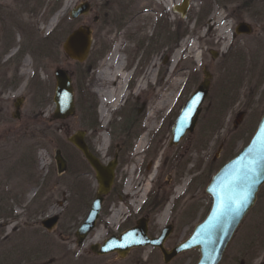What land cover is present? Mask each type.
Returning <instances> with one entry per match:
<instances>
[{
  "label": "rangeland",
  "instance_id": "1",
  "mask_svg": "<svg viewBox=\"0 0 264 264\" xmlns=\"http://www.w3.org/2000/svg\"><path fill=\"white\" fill-rule=\"evenodd\" d=\"M84 1H91L94 12L76 21L72 29L92 26L94 43L87 63L75 64L64 58L61 52L60 43L71 32V26L62 24V21L66 20L74 6ZM131 1L133 7L129 13L134 19L118 29L92 24L102 0H0V194L9 197L1 204L8 205L12 211L11 217L0 219V264H164L161 252L151 247L133 250L124 259L116 255H92L89 248L94 244L101 245L115 234L118 223L122 221L121 216L135 215L136 208L145 202L144 207L150 203L155 209L152 215L154 223L150 225L152 237H157L167 224L173 222L175 230L165 244L166 249L171 250L187 239L204 218L211 203L205 192L206 179L201 190L196 189L195 179L200 169L209 167L212 159L221 158L223 153L220 149L223 146L225 151V144L227 152L235 145L240 151L245 143L237 139L240 135L244 137V129L245 137L249 136L261 118L264 110V14L260 11L264 10L261 8L264 0L252 3V10L256 13L245 11L247 0H191L187 16L181 20L171 11V4L178 5L181 0ZM160 10L172 25L171 33L180 35L177 44L170 46L169 40L162 34L154 39L155 19L159 16H155L154 12ZM198 14L200 21L196 22ZM238 21H250L256 25L253 37L241 36L232 40ZM180 28L184 32L188 30L187 34L182 33ZM227 34L229 39L225 36ZM115 52L118 60L113 61L111 57ZM212 53L219 55L218 58L213 60ZM176 55L178 59L172 69V60ZM200 55L203 57V68L214 77L200 116L201 130L198 127L203 140L196 131L178 146L169 147L170 130L164 127L169 123L171 114L177 115L173 109L179 93L193 91L195 85L203 80V70L196 62ZM103 65L113 82L107 86L108 91H118L113 96L107 95L108 98L93 91L98 69ZM58 67L73 75L76 89V115L65 121L52 120L55 109L53 72ZM149 68L152 76L146 80ZM128 79L132 82L130 87H127ZM222 81L230 86L227 84L229 87L223 88ZM135 82L137 86L142 83L137 90L140 92L138 95L132 91ZM146 83L148 86L144 89ZM225 92L231 93L230 102L222 106ZM147 95L150 101L146 102V114L139 119L141 137L133 142L127 161L130 167L134 162L131 156L140 157L143 162L140 176H145L150 172L149 162L163 156L157 170L159 177L163 176V190L167 195L162 198L163 195L159 197L160 192H157L151 197H148L149 194L140 196L145 202L136 201L140 193L133 192L139 183L137 179H129L132 189L126 191L127 194L123 193L121 200L118 197L108 200L103 209L106 214L102 215L84 245L78 247L75 234L85 220V200L71 195L70 175L58 178L54 153L57 149L62 151L69 159L71 171V161H78L81 156L67 138L78 131L86 132L91 127L97 133L92 134L90 129L91 134L86 137L99 156L107 160L105 156L113 154L115 145L122 146L126 137H122L124 128L121 124L141 107L140 103H134L135 97ZM18 98L23 104L19 119H14V103ZM103 101L106 103L104 108L101 106ZM124 101H129L130 109L134 107L128 117L123 112L125 118H120L116 113L123 107ZM159 102L163 106L158 107ZM93 110L98 114L96 121L90 124L88 116ZM167 110L172 113L166 114ZM113 118L114 123L109 126L108 122ZM212 118H219L221 127L217 126L214 131L209 129L206 135V123ZM165 119L166 122L159 127ZM138 127L128 132L129 137L133 132H139ZM142 137L145 138L144 144ZM152 137L155 159H148L151 152L143 158L139 148L147 146L148 141L151 143ZM201 143L203 147L193 151V145L200 144L201 147ZM111 144L113 148L109 150ZM186 163L189 164L185 167ZM173 165L177 168V175L175 170L174 173L172 171ZM132 193L133 196L127 199ZM166 209L169 217L163 218ZM53 216H59L60 220L50 232L41 223ZM126 228L123 226L121 229ZM95 234L100 235L101 240L92 243ZM250 237L255 238L252 246L259 256L252 259L251 252L243 259V248ZM198 258L199 253L193 250L178 256L170 264H195ZM251 259L253 262L250 264H264L262 198L257 200L236 232L221 264H248Z\"/></svg>",
  "mask_w": 264,
  "mask_h": 264
},
{
  "label": "water",
  "instance_id": "2",
  "mask_svg": "<svg viewBox=\"0 0 264 264\" xmlns=\"http://www.w3.org/2000/svg\"><path fill=\"white\" fill-rule=\"evenodd\" d=\"M188 7L189 0H183L181 6L176 7V11L186 15ZM90 11L91 5L88 2L80 3L71 10L70 18L77 20L87 16ZM95 21L97 22V19ZM236 33L251 34V27L241 23ZM91 46L92 30L83 26L70 34L64 42L63 50L69 59L84 63ZM55 80L53 120H67L76 112L71 76L65 70L57 69ZM207 94L208 82L202 84L188 100L175 123L171 145H177L187 132H193ZM84 136L85 133L79 132L68 141L82 152L95 169L99 190L86 220L76 232L78 246L83 245L96 228L104 196L109 194L114 179V166L103 168L99 160L90 153ZM55 162L59 174L66 172L67 163L59 150L55 152ZM263 186L264 114L249 144L213 176L206 189V193L212 198V206L206 218L194 228L189 238L167 251L164 245L171 234V227L165 228L159 238L151 239L147 235L146 226L140 223L138 227L120 235L119 238H110L102 246L92 245L91 251L98 255L117 253L121 258H125L132 249L151 247L159 249L164 263L169 264L179 255L198 250L199 260L196 264H220L236 231L255 206L257 195ZM58 220L59 217L54 216L42 221L41 224L48 231H52Z\"/></svg>",
  "mask_w": 264,
  "mask_h": 264
},
{
  "label": "flooded vegetation",
  "instance_id": "3",
  "mask_svg": "<svg viewBox=\"0 0 264 264\" xmlns=\"http://www.w3.org/2000/svg\"><path fill=\"white\" fill-rule=\"evenodd\" d=\"M190 1L191 0H189V8L187 10L186 15H182L180 12L176 11L177 5H172L171 4V11H173L174 14L178 15L180 20L181 19H185L187 14H188V11L190 9ZM88 2L92 6L91 1H88ZM255 2H258V1H256V0H247V4L245 6V11L247 10V12H249V13L252 12L253 11L252 10V3H255ZM181 3H182V0L180 1L179 4H181ZM132 7H133V1H131V0H117L116 2H114L113 0H102L101 6L99 7L98 11L95 13V15L92 18V24L93 25L101 24V26H103V27H113V28L121 29V28H123L125 26V24L127 22H130L131 19L132 20L134 19L133 16H131V14L129 13V9H132ZM261 8L264 9V3H262ZM93 12H94V8L92 6V12L88 16H91ZM168 12H169V8H167V13ZM154 13H155V16L159 15L158 18L155 19L156 24H155V27H154L155 30H154V33H153L154 34V39L157 40V37L158 36L161 37V34H162L163 37H166L169 40L168 43L170 44V46L172 44H177L176 42H177L178 37L180 35L178 36L177 33H175V32L171 33V29H172L171 26L172 25H171V23L167 22L166 17H164L165 14H164L163 10L155 11ZM254 13H256V11ZM260 13L263 15L264 14V10L260 11ZM69 15H70V12H69L68 17L66 18V20L62 21V24H67L66 26H71V30L70 31H73L75 29H72V25L76 21L71 20L69 18ZM254 15H256V14H254ZM130 16H131V18H130ZM196 18H198L196 20V22H198V20L200 21V14H198ZM96 19H97V22L95 21ZM65 22H67V23H65ZM241 23H246L247 25H249L251 27V34L240 35V36L237 35L236 29L239 26V24H241ZM255 26L256 25H254L250 21H248V23L247 22L238 21L236 23V27L234 29L232 40H235L237 37H241V36H246V37H249V38L253 37V35L255 34ZM86 27H89V28H91L93 30L92 26H86ZM182 29L183 28H180L179 30L182 31V33H186L187 34L188 30H187V32L186 31L184 32V30H182ZM93 34H94V30H93ZM181 36H182V34H181ZM263 36H264V30H263ZM62 45H63V43H60L61 52L63 53L64 58L67 59V57L65 56V54L63 52ZM218 56L219 55H217L216 53H212V59L213 60L218 58ZM71 62H73V61H71ZM196 62L200 66L199 69L203 70L202 71L203 72V80L198 85H195V87L193 88L194 90L192 89L193 91L188 92V90L187 91L185 90L184 93L182 92V95H181V93H179V95L177 96L178 100H177V103H176V107L173 109L174 113H176L175 111H177V113H176L177 115H175V114H171L170 115V113H172V112H170V110H167V113H166V114L170 115L169 123H166V126L164 127V128L168 127L169 130H170V132H169V134H170L169 147L178 146L179 143L181 141H183L185 138L187 139L189 136H193L194 132H196V131L198 132V134H200L199 137H201V140H203V135H202V133L199 132L201 130L202 123L199 120V122H198L197 126L195 127V129L193 130V132H187L184 135V137L179 141V143L177 145H171V141H172V137H173V129L175 127V123H176V121H177L182 109L187 104L188 100L196 93L197 89L202 84H205L206 82H208V87H209L206 101H207V99L209 97V94H210V89L212 87V82H213L214 77L209 71H207L208 69L206 70V69L203 68V57L201 55L199 56V59L196 60ZM73 63L78 64L76 62H73ZM0 67H2V66H0ZM58 68H56L54 70V72H53L54 79H55V71ZM227 72H230V71H227ZM71 76H72V78H74L72 74H71ZM229 77H230V75H229ZM192 78H194V77H192ZM227 79H229V78H227ZM134 81H135V79H134ZM165 82H166V79H165ZM187 82H190V79L189 80L187 79ZM194 82L195 81H193V83ZM222 82L224 83L223 84V88H227V87L230 86L229 83L224 82V81H222ZM130 84H132V82H130V79H128L127 87H130ZM139 85H141V84H139ZM139 85L137 86V82H135V84L133 83V85H132L133 94H136V95L140 94V92L139 93L137 92V90H139L141 88V86H139ZM147 86L148 85L146 83L144 85V89H146ZM263 86H264V82H263ZM75 91H76V89H75ZM224 94H225L223 96L224 99H226V98L230 99V96H231L230 92H228V93L225 92ZM180 95H181V97H180ZM135 98H136V100H135L134 103H136V104L140 103V106H141L140 108H137L138 111H136L135 115H132V114L130 115V113L133 111V107L134 106H131V109H130V107L128 106L129 101H126V102L124 101L125 103L123 104V107L121 109H119V111L116 113L118 115V117H120V118L121 117L125 118L123 112H125L126 117H128L130 115L126 119L127 122L121 124V125H123L122 128H124V130L121 131L122 137H125V136L126 137H125V139H124V141L122 143V146L115 145V149L116 150L113 152V154L108 153V155L105 156V157H107V160H103L102 157L99 156V154L90 145V142L88 141V138L86 137L87 134H91L90 133V129L92 131V134L97 133L96 130H94V129H92L90 127V129L88 128L87 129L88 131L85 132V138L84 139H85V142L87 143V145L89 147V151L91 152V154L93 156H95L99 160L101 166L103 168H105V169H108L109 167H111V165L114 166L113 183H112V186H111L109 194L107 196H104L103 205H102V211H101L100 216H99V221H100V218L102 217V215L106 214L103 211V209H104V206L106 204H108L109 201H111V200H109L110 198L118 197V199L121 200L123 198L122 194L123 193L127 194L126 191H129V189L131 188L129 179H133V180L137 179L136 182L139 183V184H137L138 187L133 192V193H136V194L140 193L139 196L136 198V201L140 202L142 200L141 197H146L147 194H149L148 197H151L152 194L155 195L157 192H160L159 197H161L163 195L162 198H164L165 195H167V194H165V191L163 190V186H164V183H162L163 176L159 177L158 170H157L160 167V166L158 167V163L160 162V159H162L163 156L158 157L155 161L153 160V161L149 162L150 166L148 167V170L150 172L148 174H146L145 176H143V174H141V176H140V172L139 171H140V168L143 165V162L140 160L141 159L140 157H137V158H139L137 160V158H134V155H132L131 158H132V160L134 162H132V166H130V167H129V162L127 161V154H129L130 151L133 149V142H135L139 138V136H140V134L142 132V131H140L141 129H139V128H141L140 127V123H139V121H140L139 119L142 118L146 114V109H147L146 102L150 101V96L149 95H147V97L146 96H142V97L137 96ZM233 99H235V97ZM19 100H21V99L20 98H18V100L16 99V101L14 103V114H13V117H15L17 119H19V117H20L21 108H22V104H23L22 100L21 101H19ZM166 103H167V101H166ZM204 104L201 107L202 110H203ZM17 105H19V106H17ZM177 105H178V107H177ZM17 107H19V108H17ZM263 113H264V110H263L262 114ZM147 114H149V113H147ZM243 116L244 115H242V117ZM212 119L210 121H208V123H206V135H207V131L209 129L214 131L215 128H216L215 126L218 124V123H216L215 126L211 125ZM166 120L167 119H165L164 121H161L159 127H161L166 122ZM108 123H109V126H111V124L114 123V118H113V120H110ZM135 126H139L138 127L139 132L135 134L136 131L134 130L135 132H133V135L131 137H129L128 132L131 131ZM199 126H200V130H198ZM153 140H154V137H152L151 143H149L150 141H148L147 142L148 144L146 143L147 146H145V147L140 149L143 158H146L147 156H149L153 152L152 151V147L154 146L153 145L154 144ZM199 145L200 144H196L195 147L193 145V151L197 152V151H199V149H201L203 147L202 143H201V147ZM71 146L74 147L72 144H71ZM112 148H113V145L111 144L109 150L112 149ZM226 148H227V145L225 144V151H223V149H224L223 146L220 149V151L223 153V155L227 151ZM78 153L80 154L81 159L78 160V161H71V171H70L69 164L67 162V172H66L65 175H67V176L70 175V177H71V195H75L76 197H80L81 196V199L83 198L85 200V204H86L85 207L87 209V212L85 214L86 215L85 218H86L87 215L89 214L90 210H91V207H92V204H93L94 200L96 199V196H97V193H98V190H99V184H98L97 174H96L95 169L91 166V164L89 162H87V160L83 157V155L79 151H78ZM148 159H155L154 153H152ZM221 160H222V157L219 158V159L214 158V159H212L211 162L208 163L209 167L206 166L205 169H203L201 167H200L201 169L200 168H196V169H200L201 170L200 173H199V176H197L196 179H195L196 180V184L195 185H196V189L198 191L201 190V187H202V184H203V180L205 179L204 173L207 172L208 168H210V167L211 168L213 166L217 167V165L219 164V162ZM176 161L177 160H175L173 163L175 164ZM188 164L189 163H186V164H184V166L186 167ZM173 166L175 167V165H173ZM173 166H172V168H173L172 171L174 173V170L176 172L177 168L176 167L174 168ZM135 175H137V178H135ZM176 175H177V172H176ZM62 176H64V175H62ZM62 176H58V178H60ZM133 193L131 195H128L129 197H127V199H129L131 196H133ZM87 202H90L91 204L87 205ZM142 202H145V201L142 200L141 203ZM145 203L140 204L136 208V214L135 215H133L132 213L131 214L129 213L128 214L129 216H126V217H123V218L121 216V220L122 221H120L118 223L116 233L115 234L113 233V235H111L110 237H114V236L118 237L119 235L125 233L128 230L138 227V225L140 223H142V224H144L146 226L148 236L152 237L151 233H150V225L152 223H154V222H152V220H153L152 215L155 213V209L152 208L153 204H150V203L146 204V206L144 207ZM110 210H111V207H110ZM185 213L186 212L184 211V214ZM198 214H197V216H198ZM175 215H177V213H175ZM168 217H169V215H168ZM171 217H172V213L170 214V218ZM59 220H60V218H59ZM99 221H98V223H99ZM167 221H169V219H167ZM123 226H126L127 228L125 230L121 229ZM167 226H171V231H172L171 235H172L174 230H175V224L173 222H170V224H167L165 227H167ZM161 232H160V234H161ZM110 237H108V238H110ZM107 239H105V241ZM90 253L92 255H97L98 256V254L92 252L91 250H90ZM112 255H116V254H112ZM77 258H79V257H77Z\"/></svg>",
  "mask_w": 264,
  "mask_h": 264
},
{
  "label": "trees",
  "instance_id": "4",
  "mask_svg": "<svg viewBox=\"0 0 264 264\" xmlns=\"http://www.w3.org/2000/svg\"><path fill=\"white\" fill-rule=\"evenodd\" d=\"M177 43V42H176ZM230 102V99H224V100H222V106H224V105H226V104H228ZM93 104V103H92ZM92 106H94V105H92ZM83 112V111H82ZM84 113V112H83ZM220 116V115H219ZM89 119H88V122L91 124L93 121H96V111L95 110H93L92 111V115H90L89 114ZM216 123H218L217 125H216ZM211 125H213V126H215V127H221V125H219V118H217V119H212V121H211ZM243 133H244V137H243V135H240V137L237 139V141H239V140H244V141H247L249 138H247V137H245L246 136V130L244 129L243 130ZM237 144V143H236ZM235 149H236V145L235 146H233L232 147V149H231V151L230 152H225L224 153V155L222 156V160L219 162V164L217 165V167H215V166H213L212 168L210 167V168H208V171L206 172V176H205V182L206 181H209L210 180V177H211V175H212V173L214 172V171H216L217 169H219L222 165H224L225 164V162H227L229 159H231L234 155H235ZM34 154H35V152H34ZM33 154V155H34ZM34 165H35V162H34ZM32 167H34V169H35V166H32ZM29 172H27V175L28 176H30V174H28ZM207 177V178H206ZM263 189V188H262ZM262 189H261V191H260V193H259V195H258V200L259 199H264V193L262 192ZM11 198V197H10ZM5 199H9V197L8 196H5V194H3V195H1L0 194V219L1 218H5V219H8L9 217H11L12 216V211H10V209H9V207H8V205H5V206H2V202L5 200ZM5 202V201H4ZM255 211V210H254ZM260 233V232H259ZM259 237H261V234L259 235ZM251 238V237H250ZM254 239L255 238H251V239H249L250 241H248L246 244H245V247L243 248V252H242V258L244 259V258H247V253H251L252 252V254H253V257H252V259L253 258H256L257 256H259L258 254V252L257 251H254V248H253V244H254ZM244 246V245H243ZM252 246V247H251ZM242 249V248H241ZM253 249V250H252ZM252 250V251H251ZM257 252V253H256ZM240 255V256H241ZM250 260V262L248 263V264H250L251 262H253V260ZM224 263V262H223ZM233 264H240V263H238V262H233Z\"/></svg>",
  "mask_w": 264,
  "mask_h": 264
},
{
  "label": "bare ground",
  "instance_id": "5",
  "mask_svg": "<svg viewBox=\"0 0 264 264\" xmlns=\"http://www.w3.org/2000/svg\"><path fill=\"white\" fill-rule=\"evenodd\" d=\"M66 2H67V0H66ZM67 5V3L65 4V6ZM226 36V38H230L229 36H228V34L227 35H225ZM117 52V51H116ZM114 53L113 55H112V57H111V59L113 60V61H116V60H118L115 56H116V54L117 53ZM178 59V57H177V55L176 56H174V58H173V60H172V64H171V68L173 69L174 68V66H175V62H176V60ZM26 64V63H25ZM152 71H151V68H149V70H148V72H147V76H146V80H150V78H151V73ZM110 84H113V82H111L110 81V76L108 75V73H107V68H105L104 67V65H103V67L101 66V69H98V73H97V75H96V77H95V82H94V85H93V91L96 93V94H98V96H100V93H102V95L104 96V97H107L108 98V96H113L114 94H115V92H118V91H108V89H107V86L108 85H110ZM140 84H142V83H140ZM139 86H141V85H139ZM108 95V96H107ZM120 96V95H119ZM166 104V102H164L163 103V105H165ZM163 105H161V102L160 103H158V107L160 106H163ZM101 106H103V108L106 106V103L103 101L102 103H101ZM144 138V137H143ZM145 140V138L142 140V143L144 144V141ZM141 148H139V150H140ZM163 218H167L168 217V209H166L165 211H164V213H163V216H162ZM101 240V237H100V235H98V234H95V236L92 238V240H91V242L92 243H96V242H99ZM85 243V242H84ZM84 245V244H83Z\"/></svg>",
  "mask_w": 264,
  "mask_h": 264
}]
</instances>
